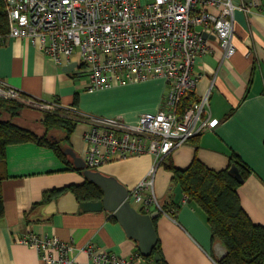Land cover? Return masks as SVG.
<instances>
[{
  "label": "crops",
  "instance_id": "crops-1",
  "mask_svg": "<svg viewBox=\"0 0 264 264\" xmlns=\"http://www.w3.org/2000/svg\"><path fill=\"white\" fill-rule=\"evenodd\" d=\"M232 1L236 6L257 1L259 7L248 14L238 8L234 10L236 52L230 59H223L214 40L210 52L195 59L193 74L199 76L196 95L211 89L209 129L176 149L166 162L181 171L197 159L210 170L222 171L231 159L238 158L249 170L236 189L240 206L252 223L264 228V0ZM0 83L41 103L117 118L127 124H135L141 114L156 113L164 91L162 80H150L88 92V81L77 53L58 65L38 49L37 43L11 38L0 46ZM43 115L39 109L23 106L12 122L42 135ZM85 129V124L78 122L68 145L62 144L82 158L86 149ZM48 135L60 139L64 132L51 130ZM66 158V163L72 164L70 157ZM152 164V156L140 155L104 164L95 171L130 192L146 178ZM3 170L0 264H42L34 250L20 243L28 233L69 244L73 264H92L81 251L88 243L125 259L137 253L135 264H154L140 255L137 242L127 237L122 226L106 211L47 212L48 204L66 192L48 204L42 203L44 193L88 182L79 170L65 168V163L51 149L34 143L9 145ZM172 177L173 173L164 166H159L153 177L157 202L168 204L169 213H158L153 219L164 261L216 264L212 259L216 242L211 238L205 214L185 201L179 187L171 182ZM135 208L143 214L157 211L151 206L147 212L141 204ZM49 256L54 257L52 249Z\"/></svg>",
  "mask_w": 264,
  "mask_h": 264
},
{
  "label": "built area",
  "instance_id": "built-area-1",
  "mask_svg": "<svg viewBox=\"0 0 264 264\" xmlns=\"http://www.w3.org/2000/svg\"><path fill=\"white\" fill-rule=\"evenodd\" d=\"M6 38L37 43L38 49L60 65L77 53L88 84L97 92L162 80L164 91L156 113H145L135 124L117 118L76 112L55 103H41L0 83V97L43 112L71 116L85 124L83 161L90 170L140 155L153 164L129 192L131 202L148 212L160 205L153 194V177L164 158L209 129L210 88L195 93L199 76L195 59L210 52L212 41L223 59L236 52L233 13L248 14L257 1L236 6L232 0H4ZM212 39V40H211ZM78 50V51H76ZM194 94L193 102L184 98ZM148 195L146 196L145 193ZM20 243L34 250L42 264H73L69 244L32 233ZM52 249L54 257L49 256ZM92 264H135L91 243L81 248Z\"/></svg>",
  "mask_w": 264,
  "mask_h": 264
},
{
  "label": "trees",
  "instance_id": "trees-1",
  "mask_svg": "<svg viewBox=\"0 0 264 264\" xmlns=\"http://www.w3.org/2000/svg\"><path fill=\"white\" fill-rule=\"evenodd\" d=\"M7 33L8 19L5 3L4 0H0V46L5 41ZM183 100L184 103H187L195 101L196 98L194 94H190ZM21 108L23 105L0 97V220L4 215L1 187L5 179L3 166L7 146L34 143L40 147L51 149L65 163V168H74L72 164L66 163L65 148L68 146L63 148L62 144L68 145L69 136L73 133L78 122L61 116L62 112H44L41 122L44 133L38 135L33 131L16 126L12 122L18 116ZM51 130L64 132V137L51 138L48 135ZM168 157L163 159L160 166L166 167L173 173L171 182L179 187L185 201L195 204L203 211L213 243H220L226 249V254L221 260L217 261L215 257L212 258L215 263L264 264V228L250 221L242 210L236 193L237 187L249 172L248 168L238 158H233L225 170L213 171L194 159L189 167L179 171L166 162ZM232 166L237 170L241 182L229 174ZM67 191L73 193L78 202L99 201L102 195L98 187L86 182L81 186H69L46 192L43 195L42 203H49L53 198ZM158 213H169L168 204H160ZM155 254L160 256L159 262L153 260ZM146 259L153 261L154 264H167L161 255L159 242H157L151 257Z\"/></svg>",
  "mask_w": 264,
  "mask_h": 264
},
{
  "label": "water",
  "instance_id": "water-1",
  "mask_svg": "<svg viewBox=\"0 0 264 264\" xmlns=\"http://www.w3.org/2000/svg\"><path fill=\"white\" fill-rule=\"evenodd\" d=\"M65 154L70 157L73 167L81 171L86 181L98 187L102 195L99 201L78 202L74 194L67 191L58 200H53L48 204L47 212L55 210L64 213H75L78 210L83 212L106 211L122 226L127 237L137 242L140 255L144 258L151 257L157 244L153 219L158 212L149 214L139 212L132 205L128 198L129 192L123 186L110 177H104L101 173L88 169L83 158L78 157L71 148H65ZM229 174L241 182L234 166L230 168ZM212 249L217 261L226 254V249L220 243H215ZM153 260L159 262L160 256L155 254Z\"/></svg>",
  "mask_w": 264,
  "mask_h": 264
},
{
  "label": "rangeland",
  "instance_id": "rangeland-1",
  "mask_svg": "<svg viewBox=\"0 0 264 264\" xmlns=\"http://www.w3.org/2000/svg\"><path fill=\"white\" fill-rule=\"evenodd\" d=\"M76 51H78V50H76ZM84 113H85V112H84ZM86 114H89V113H86ZM66 117H67V118H71V119H73L71 116H68V115H67ZM102 117H104V116H102ZM73 120H74V119H73ZM36 134H37V133H36ZM38 135H39V134H38ZM134 206H135V207H138L139 204H136V203H135Z\"/></svg>",
  "mask_w": 264,
  "mask_h": 264
}]
</instances>
